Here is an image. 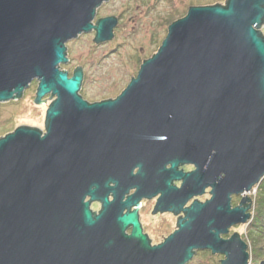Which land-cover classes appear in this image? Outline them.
<instances>
[{"label": "water", "instance_id": "obj_1", "mask_svg": "<svg viewBox=\"0 0 264 264\" xmlns=\"http://www.w3.org/2000/svg\"><path fill=\"white\" fill-rule=\"evenodd\" d=\"M108 1L0 0V102L34 80L36 104L56 97L45 132L0 138V264H188L198 250L249 264L223 235L251 219L244 194L264 178V0L190 7L119 97L89 103L82 68L60 65L84 33L113 39L116 17L93 23ZM155 197L156 213L185 214L159 245L139 221Z\"/></svg>", "mask_w": 264, "mask_h": 264}, {"label": "rangeland", "instance_id": "obj_2", "mask_svg": "<svg viewBox=\"0 0 264 264\" xmlns=\"http://www.w3.org/2000/svg\"><path fill=\"white\" fill-rule=\"evenodd\" d=\"M225 2L226 0H109L97 10L93 23L96 24L102 18L116 17L118 24L114 29L113 39L97 44L93 41L96 36V31L93 30L67 42L69 62L61 64L60 68L67 71L69 77L74 75L77 67L82 68L84 80L79 94L89 103L114 100L127 88L131 78L137 76L143 60L151 58L159 50L168 34V27L173 22L183 18L190 7L214 6L215 3L223 5ZM38 85L39 81L34 80L24 90L22 97L0 102V138L21 126L46 131L47 109L56 97L48 94L41 100H47L46 103L36 104L34 101ZM190 167L193 166H182V169ZM257 186L250 193L244 194L252 201L248 210L250 214L259 194ZM244 195L233 196V208L240 205ZM208 198L209 194H206L195 200L204 201ZM143 203L140 212L145 233L153 245H159L177 229L179 216L166 212L161 215L153 214L155 198L146 199ZM94 209L100 210V205L95 203ZM235 233L248 245L250 259L252 255H260V244L255 243L254 234H249L248 223L231 227L223 238L229 239ZM260 257L264 259V256ZM223 259V255L198 250L188 264H221Z\"/></svg>", "mask_w": 264, "mask_h": 264}, {"label": "trees", "instance_id": "obj_3", "mask_svg": "<svg viewBox=\"0 0 264 264\" xmlns=\"http://www.w3.org/2000/svg\"><path fill=\"white\" fill-rule=\"evenodd\" d=\"M214 5H219L215 3ZM259 194L252 207L251 219L248 221L249 234L255 235V243L260 244L258 256H251L249 264H264V178L257 186ZM249 235V236H250ZM248 236V239H249ZM250 240V239H249Z\"/></svg>", "mask_w": 264, "mask_h": 264}, {"label": "flooded vegetation", "instance_id": "obj_4", "mask_svg": "<svg viewBox=\"0 0 264 264\" xmlns=\"http://www.w3.org/2000/svg\"><path fill=\"white\" fill-rule=\"evenodd\" d=\"M219 5H222V4H219ZM223 5H226V2H225ZM119 24H120V23H119ZM181 169H182V167H180V170H181ZM193 169H194V167H190L189 169H185V170L182 169V170H183L184 172H187V173H188V172L192 171ZM175 185L178 186V187H180V186H181V182H176ZM209 191H210V190H207V193H206V194H207V195L209 194V198H210V192H209ZM134 192H135V190H132V191L130 192V194H133ZM206 194H205V195H206ZM158 197H159V196H158ZM158 197H155V199H156V204H157ZM209 198H208V199H209ZM110 199H112V198H110ZM153 199H154V198H153ZM145 200H146V199H143V200L141 201V203H140V208H139V221H140V223H141V225H142V228H143V232H144V234H146V233H145V230H144V227H143V224H142V220H141V216H142V215H141L140 209L144 206V203H143V202H144ZM206 200H207V199H206ZM206 200H204V201H200V202H205ZM95 203H98V202H95ZM95 203L92 204L91 209H92L93 211H95V213H96V212L98 213V212L101 210V203H98V204L100 205V210H98V211H96V210L94 209V204H95ZM190 204H191V203H190ZM190 204H188L187 207H189ZM155 207H156V206H155ZM164 213H165V212H164ZM164 213H162V212H157V213H156V212H155V208H154V214H160V215H161V214H164ZM166 213H167V214L174 215V216H175V215H176V216H179V217H178V221H179L180 219L184 218V216H185V214H183V213L178 214V215H177V214H174V213H171V212H166ZM130 232H131V229H129L128 233H130ZM149 239H150V238H149ZM150 240H151V239H150ZM164 240H165V239H164ZM151 244H152V242H151ZM152 245H153V244H152Z\"/></svg>", "mask_w": 264, "mask_h": 264}, {"label": "built area", "instance_id": "obj_5", "mask_svg": "<svg viewBox=\"0 0 264 264\" xmlns=\"http://www.w3.org/2000/svg\"><path fill=\"white\" fill-rule=\"evenodd\" d=\"M261 32H262V34H263V36H264V26L262 27V31H261Z\"/></svg>", "mask_w": 264, "mask_h": 264}]
</instances>
